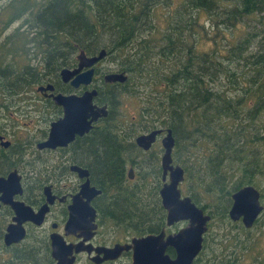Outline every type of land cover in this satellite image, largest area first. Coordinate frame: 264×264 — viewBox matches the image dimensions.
Masks as SVG:
<instances>
[{"label":"trees","instance_id":"obj_1","mask_svg":"<svg viewBox=\"0 0 264 264\" xmlns=\"http://www.w3.org/2000/svg\"><path fill=\"white\" fill-rule=\"evenodd\" d=\"M158 6L170 2L0 0L1 111L17 126L35 123L37 117L26 114L32 108L41 112L38 119L44 123V106L30 96L34 86L53 79L77 51L118 52L121 65L109 71H124L128 78L100 82L96 100L107 104L108 113L91 131L95 145L89 152L96 177L118 189L108 196L114 208L109 212L122 221H149L148 212L141 213L135 204L142 198L141 187L147 193L157 190L155 181H142L119 205V190L125 189L120 142H133L145 130L171 128L173 158L185 170V191L211 214L195 262L237 264L247 257L249 264H264L260 234L251 237L254 226H264V210L249 229L228 214L231 194L247 184L259 189L264 204V0H183L168 12L164 27L157 24ZM199 11L217 19H209V52L197 46ZM128 99L138 103L130 120L122 109ZM156 166L142 160L139 169L155 175ZM160 179L159 163V188ZM153 198L149 211L158 207L156 193ZM165 213L159 196V229Z\"/></svg>","mask_w":264,"mask_h":264},{"label":"flooded vegetation","instance_id":"obj_2","mask_svg":"<svg viewBox=\"0 0 264 264\" xmlns=\"http://www.w3.org/2000/svg\"><path fill=\"white\" fill-rule=\"evenodd\" d=\"M199 12L202 13V11ZM101 49H96L90 54L85 53L89 56L97 55ZM104 49L106 55L93 66V80L89 85L80 84L78 87H74L70 83L71 80L63 81L60 75L62 68L74 69L78 66V53H75L68 64L62 66L59 64L60 69L57 70L53 79L44 80L43 83L32 88L31 98L36 99L39 102L38 105L44 106L42 108L46 120L43 128L36 130V125L43 122L38 119L41 112L37 113L36 124H32L34 126L31 130V125L26 126L27 131H25L24 136L17 135L16 130L27 125L25 123L14 126L7 121V126L0 127V137L3 141L9 142L7 145H2L3 143L1 144L0 140V177L7 179L10 173H14L12 181H3L0 185V264H57V260L52 255L51 245V235L55 234L61 236L66 244L83 242L84 245L89 244L94 247H112L116 243L131 244L133 238H141L149 234L159 235V232L163 229L166 235L175 233L188 224V221L181 220L167 226L165 213V223L159 229V189L163 184L161 167V184L159 188V163L161 166V157L164 153L160 138L163 133L157 135L156 140L148 149H143L135 142V138L139 134L159 129V127L138 133L133 142L131 140L120 142L123 146L122 160L124 163L121 183L125 189L119 190L121 192L119 205L130 197L134 188L140 187L142 181L145 183L155 181L158 186L157 190H151L150 193L145 192L146 188L143 187L139 191L142 193V198L137 200L135 206L141 213L148 212L149 214V221L144 223L137 220L122 221L116 218L114 212H109L108 209L114 208L110 205L108 196L118 189L110 188L109 184L98 179L95 168L90 164L89 152L91 147L95 145V142L90 140L91 131L103 118L94 121L88 132L82 135L75 134L74 138L66 144L51 142L54 145L44 148L37 146L41 141L50 140L52 124L64 116L63 107L54 101L53 97L55 95L59 93L63 95H81L85 90L94 88L98 92V86L101 81H104V75L109 72H116L109 70L121 65L118 52ZM49 58L48 56L45 59L48 64L51 63ZM132 58L136 59L137 56L133 55ZM106 60L109 61V65L104 64ZM48 84L53 86L52 90H37V87ZM93 103L103 105L98 104L96 98ZM31 110L34 111L32 108L26 109V114L30 115ZM9 113L13 114V112ZM3 117L6 118V115H3ZM173 148L171 152L172 164H178L182 167L173 158ZM142 160L156 163L155 175H152L147 168L139 169ZM74 166L80 168L81 171L74 170L72 168ZM140 171H145V174L143 173L144 177L139 176ZM147 172L149 173L147 174ZM86 183L87 187H85ZM183 183L184 180L179 183L182 196L191 198L186 193L185 184ZM154 193H156L158 207L156 211H149L147 203L153 202ZM86 202L94 210V217L91 220L90 215L87 214L91 211L86 208ZM260 204L264 209L261 192ZM195 205L202 209L204 214L211 216L208 210L196 203ZM263 209L258 217L262 214ZM41 211L43 214H39ZM33 213H38V217H35ZM258 217L254 223H256ZM35 220H40V223ZM87 220H90V223L96 227L92 230L91 237L85 239L83 226ZM209 221L207 222V230L203 234L202 247L208 234ZM235 222L242 223L241 220ZM12 224L23 227L25 233L19 240L7 244L5 236L8 234V227ZM149 227H155L156 229L148 230ZM71 228H76V230L73 232ZM143 228L147 230L141 231ZM170 250H172V254ZM200 251H202V248ZM166 252L171 257L175 255L174 249L171 247H168ZM73 255L75 256L73 264H131L133 250H124L114 259H105L103 253L96 254L94 251L88 254L85 250L79 252L73 250ZM92 257L101 260V262H94L91 259ZM195 259L193 264H197Z\"/></svg>","mask_w":264,"mask_h":264},{"label":"water","instance_id":"obj_3","mask_svg":"<svg viewBox=\"0 0 264 264\" xmlns=\"http://www.w3.org/2000/svg\"><path fill=\"white\" fill-rule=\"evenodd\" d=\"M106 55V50L102 48L97 55L89 56L84 50H80L77 54L78 66L74 69L62 68L60 75L63 81L71 80L70 83L74 87L80 84L89 85L93 80L94 65ZM84 69V70H83ZM76 75V76H75ZM127 74L122 72H109L104 75L106 83H122L127 80ZM53 86L37 87L38 91L52 90ZM97 89L85 90L81 95H55L56 104L63 107L64 116L57 122L52 124L50 132V140L41 141L37 144L39 148L49 145L66 144L71 141L75 134L82 135L88 132L93 122L97 119L107 116V104L97 105L93 101L97 97ZM163 133L160 138L164 153L161 157L162 167V187L159 190L161 204L166 211V225L171 226L177 221L186 220L188 224L181 227L175 233L165 234L163 229L159 235L149 234L141 238H133L131 244L116 243L112 247L93 245H84L83 242L77 244H66L64 239L55 234L51 235L52 239V255L57 260V264H73L75 256L73 250L79 252L85 250L88 254L94 251L96 254L103 253L105 259L117 258L122 251L132 249L131 264H193L195 257L202 248L203 234L207 230V222L211 219L210 215L203 213L202 209L197 207L189 196H182L179 183L184 180V169L180 165L172 164L171 152L175 144L172 129L166 128L163 132L162 128L154 129L146 133L139 134L135 138V142L143 149H148L156 140L157 135ZM63 139V140H62ZM1 144L7 145L8 141H3L0 137ZM63 141V142H62ZM74 170L81 171L78 167H72ZM13 172L9 174L7 179L0 177V185L3 181H12ZM87 187V183L85 184ZM232 204L228 214L232 221L241 220L244 227L251 228L256 218L263 209L260 204V191L251 184L244 185L231 194ZM13 207H15L13 205ZM86 208L91 211L90 220L94 217V210L91 209L86 202ZM38 217L41 213H33ZM87 220L83 226L85 239L93 234L92 230L96 227ZM40 223V220H35ZM76 228H71L75 231ZM25 229L20 225H10L8 234H6V243L9 244L17 241L24 236ZM10 238V239H9ZM264 241V235H263ZM174 249L175 255L170 256L166 252L167 248ZM98 263L101 260L91 258Z\"/></svg>","mask_w":264,"mask_h":264},{"label":"rangeland","instance_id":"obj_4","mask_svg":"<svg viewBox=\"0 0 264 264\" xmlns=\"http://www.w3.org/2000/svg\"><path fill=\"white\" fill-rule=\"evenodd\" d=\"M169 2H170V6H164V7L158 6V8H157L156 19H157V24H159V27L166 26V16H167L168 12L174 11L177 7H179L183 3V0H169ZM199 5H203V4H199ZM199 16L200 17H199L198 21L200 22V24L198 27L195 28V37H196V41H197V46H198L199 50L209 52L212 48V40H211L212 32H211V28H210L211 25L209 24V19H215V20H217V19L210 17L207 13H204V12H202V13L199 12ZM15 26H16V24L14 25V27ZM204 30L205 31L208 30L209 35ZM104 64L109 65L110 63H109V61L106 60ZM122 109L125 113L126 119L130 120V117L132 115H134L138 110V103L135 100L128 99L125 101L124 107ZM29 114L33 118H35L37 115V112H34L31 110ZM3 115H7V112L0 111V127L7 126V118H4ZM24 123L27 125L21 126L16 130V134L19 136H24L26 134V132H25V131H27L26 126L31 125V127H30V130H31L34 126L32 124H36V123L28 124L26 122H24ZM43 127H44V123L39 122L36 125V130L38 128H43ZM260 148L264 151V140H263ZM215 229H217V228H215ZM263 231H264L263 224H259L252 229L251 237H254L255 235L260 234L262 243L264 244L263 234L261 235V232H263ZM245 260L246 261H241L240 263H237V264H249V259L247 257L245 258ZM244 262H246V263H244ZM79 264H82V263H79Z\"/></svg>","mask_w":264,"mask_h":264},{"label":"bare ground","instance_id":"obj_5","mask_svg":"<svg viewBox=\"0 0 264 264\" xmlns=\"http://www.w3.org/2000/svg\"><path fill=\"white\" fill-rule=\"evenodd\" d=\"M264 210V209H263ZM262 216V215H261ZM240 223V222H239ZM255 227V226H254Z\"/></svg>","mask_w":264,"mask_h":264}]
</instances>
